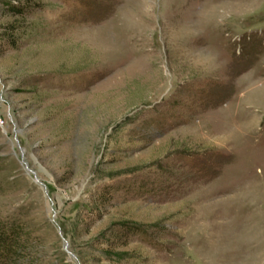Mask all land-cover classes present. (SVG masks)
I'll return each instance as SVG.
<instances>
[{"label":"rangeland","instance_id":"obj_1","mask_svg":"<svg viewBox=\"0 0 264 264\" xmlns=\"http://www.w3.org/2000/svg\"><path fill=\"white\" fill-rule=\"evenodd\" d=\"M0 232V264H264V0H0Z\"/></svg>","mask_w":264,"mask_h":264},{"label":"trees","instance_id":"obj_2","mask_svg":"<svg viewBox=\"0 0 264 264\" xmlns=\"http://www.w3.org/2000/svg\"><path fill=\"white\" fill-rule=\"evenodd\" d=\"M13 13H19L20 9L16 6V8H11L10 9ZM12 42V41H11ZM0 241L2 242V244L5 245L6 247V253L8 254H12L13 249H11V244H13L15 241L13 240V238H9V236L4 235L3 232H0ZM12 242V243H11ZM8 245V246H7Z\"/></svg>","mask_w":264,"mask_h":264}]
</instances>
